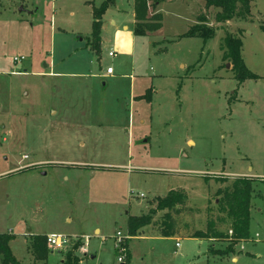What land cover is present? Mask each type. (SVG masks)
<instances>
[{"label":"rangeland","instance_id":"1","mask_svg":"<svg viewBox=\"0 0 264 264\" xmlns=\"http://www.w3.org/2000/svg\"><path fill=\"white\" fill-rule=\"evenodd\" d=\"M104 1L0 0V232L13 231L10 246L21 264H34L31 227L88 235L98 258L79 249L81 239L74 250L86 258L80 264H117L115 234L129 236L128 214H147L159 197L182 188L187 212L170 211L185 232L179 245L159 234L169 210H156L153 228L129 236L126 264H264V0H253L248 20L224 23L204 0H147L148 18L160 1L162 27L137 36L129 55L117 48L116 5L134 0H113L104 13L99 53L80 46L94 45L92 10ZM200 20L214 37H183ZM227 32L241 38L257 79L235 78L223 58ZM108 67L115 73L105 77ZM224 173L230 181L257 177L250 238L232 244L188 237L206 229L209 210L218 211L217 191L231 184L218 181ZM221 226L228 231L231 220ZM232 245L231 253L214 254ZM73 247L48 248L47 264Z\"/></svg>","mask_w":264,"mask_h":264},{"label":"trees","instance_id":"2","mask_svg":"<svg viewBox=\"0 0 264 264\" xmlns=\"http://www.w3.org/2000/svg\"><path fill=\"white\" fill-rule=\"evenodd\" d=\"M207 7L219 8L220 11L216 15V21L224 23L232 19H246L251 16V4L253 0H204ZM113 0H105L102 5L97 9L93 7V23H92V39L94 45L91 48L97 53L101 49V28L102 18ZM136 25L134 27V34L137 36L147 35V31H157L162 27V15L155 14L148 18V2L147 0H135L134 3ZM156 21V25H151V20ZM264 32V24L261 25ZM215 35V29L207 25L203 20L198 24L193 25L183 35V37H197L203 39L205 42L212 39ZM243 42L241 38L227 32L223 38L222 50L224 51L223 58L229 59L232 62V70L235 73V78L239 82H244L247 79H257L258 76L251 72L242 56ZM151 92L149 90L143 97L148 100L151 99ZM256 176H239L230 181L226 174L218 177V181L231 183L224 189H218L217 194L219 197L218 211L214 212L209 210L208 221L204 231H196L190 237L215 239V240H231L232 244L246 241L250 238V220H251V206L253 199V182L257 179ZM222 179V180H221ZM186 193L183 190H171L165 197H159L157 207L151 208L149 213L128 217V235L136 236L140 229L153 224V214L156 210H169L164 215L165 224L162 227L161 234L165 236H172L177 234V220L174 214L182 215L187 212ZM216 213V214H215ZM231 220V227L228 231L221 229V225ZM168 227L165 231L164 227ZM230 231L232 234L229 235ZM14 235L10 232L0 233V263L1 264H21V262L14 255L10 241ZM46 235H35L31 238L30 248L36 260L46 261L49 256V249L46 244ZM130 240V239H129ZM128 244V240H127ZM80 245L77 242L71 251L65 254L64 260L61 264H80L82 257L78 256L74 250ZM233 251V245L225 250H217L214 254L227 255Z\"/></svg>","mask_w":264,"mask_h":264},{"label":"crops","instance_id":"3","mask_svg":"<svg viewBox=\"0 0 264 264\" xmlns=\"http://www.w3.org/2000/svg\"><path fill=\"white\" fill-rule=\"evenodd\" d=\"M162 1V0H161ZM115 2H116V0H114V3L112 4V5H114L115 4ZM134 3H135V0L133 1V5H131V6H121V5H116V8H117V10H118V12H120V14H119V20H120V22H121V31H119V33L117 34V38H118V45H117V48H118V50H122L124 53H125V55H129V54H132L133 52H134V50H135V48H134V44H135V38L137 37V35H135L134 33H133V29H134V26H135V23H136V19H135V10H134ZM160 4V1L159 2H157V4H156V7H155V10H154V8L152 9V11H149V15H154V14H158L159 12H158V5ZM112 5H110V6H112ZM109 6V7H110ZM108 10V9H107ZM92 12H93V10H92ZM160 14V13H159ZM93 16V15H92ZM129 22H131L133 25V28H132V30H131V28H130V25H129ZM111 23L113 24V25H115L116 24V21L115 20H112L111 21ZM103 24V23H102ZM193 25H195V23L193 24ZM193 25H190V26H193ZM104 29V25H102V28H101V46H102V43L104 44V37H103V34H102V30ZM189 30V29H188ZM123 31V32H122ZM158 31V30H157ZM154 32H156V31H154ZM152 33V32H151ZM150 33V34H151ZM148 35V34H147ZM146 36V35H145ZM92 37V36H91ZM90 37V38H91ZM193 38V37H192ZM197 38V37H196ZM80 46H81V48H83V47H85L86 49H89V50H92V51H94L92 48H91V46L88 44V46H82V43H80ZM110 51H115L116 52V55L115 56H117V54H118V52H117V50L115 49H111ZM110 51H109V53H110ZM110 56V55H109ZM115 56H113V57H115ZM110 57H112V56H110ZM181 66H182V64H181ZM114 73H115V70L113 69V73L112 74H108L107 73V70H106V73H105V75H103V76H113L114 75ZM133 79V78H132ZM131 88H133V81H132V86H131ZM136 98H137V96L136 97H134V99L136 100ZM192 141L191 140H189V143H191ZM87 166H90V167H88V169H90V171H91V175H97V171L96 170H94L93 169V166H91V165H87ZM76 174L77 175H80L81 173L80 172H76ZM225 174V173H224ZM227 175V174H226ZM240 176H246V175H240ZM239 177V176H238ZM64 179L65 180H67V181H69L70 180V176L68 175V174H65L64 175ZM220 189V188H219ZM171 190H175V189H170L169 191H168V193L171 191ZM180 190H183L182 188H180ZM185 193H186V191L185 190H183ZM186 203H187V201H188V195H187V193H186ZM218 200L216 199V202H217ZM155 202H156V200L154 201V203H152V208H154L155 206H154V204H155ZM156 205H157V202H156ZM131 214H128V216H127V220H126V222H127V226H128V217L130 216ZM134 216H137V215H134ZM179 216V215H178ZM178 216L176 217V215H174V218L177 220V234H175V235H172V236H165V235H163V234H161V232H159V234L161 235V237H166V238H170V239H172V240H175L176 241V243H178L179 242V240H180V236H182V234H184L183 233V228L179 225V223H178ZM66 221H68V222H70L71 221V218L70 217H67L66 218ZM154 225V224H153ZM153 225L152 224H150V225H147V226H150V227H152L153 228ZM147 226H145V227H143L142 229H140L139 230V232L138 233H140V232H144L145 231V228L147 227ZM126 229H127V227H126ZM166 231V230H165ZM10 233H12L13 234V231H9ZM151 232V231H150ZM0 233H5V232H0ZM93 233L95 234V235H97V236H100L101 234H102V230H101V228L100 227H95L94 228V230H93ZM99 233V234H98ZM152 233H156V232H152ZM48 234H52V233H41V231H36V230H34V227H31V228H29V241H28V247H27V251H28V253H29V255H30V257H31V260L32 261H34V264H38V262H43L44 264H47V262H48V259L46 260V261H43V260H36L35 259V256L33 255V251H32V249L30 248V245H31V238L33 237V236H35V235H48ZM187 236V235H186ZM191 236V235H190ZM190 236H188V237H190ZM137 237H141L140 235H136V236H133V238H137ZM191 238H194V237H191ZM132 240V239H131ZM131 240H129V244H130V241ZM211 240H213V239H211ZM214 241H216L215 239H214ZM89 247V246H88ZM89 251V258L91 259V260H94V259H97L98 258V255H97V252L96 251H90V250H88ZM81 257V256H80ZM18 259V258H17ZM84 259H86L85 258V256H84ZM83 258H82V261L84 260ZM19 260V259H18ZM63 260H64V258L62 257V259H60L59 260V263L58 264H61L62 262H63ZM237 261L238 260V258L237 257H234V258H232V261ZM20 261V260H19ZM81 261V262H82ZM21 262V261H20ZM129 262H130V255H129ZM40 263V264H41Z\"/></svg>","mask_w":264,"mask_h":264},{"label":"built area","instance_id":"4","mask_svg":"<svg viewBox=\"0 0 264 264\" xmlns=\"http://www.w3.org/2000/svg\"><path fill=\"white\" fill-rule=\"evenodd\" d=\"M110 56H115L116 52L115 51H110L109 53ZM25 59L23 56L22 57H17L15 58V61L20 62L21 60ZM107 73L108 74H112L113 73V68L112 67H108L107 68ZM27 156H25L26 158ZM230 233L232 234V232L230 231ZM46 244L47 247L51 250H55V251H62L65 248L68 247H73L76 243V241H82L83 246L81 248H79L80 250L82 249L85 253L88 250V246H89V240L90 237L87 236H81V237H76V238H70L67 235H63V234H57V233H52V234H48L46 236ZM129 236L124 235L121 231H117L115 234V239H114V247H115V251L117 252V264H126V254H127V240L129 239ZM179 245V243H177V246ZM83 252V253H84Z\"/></svg>","mask_w":264,"mask_h":264}]
</instances>
